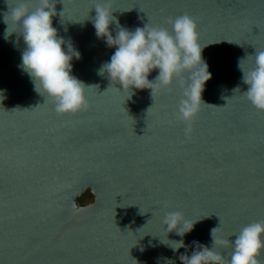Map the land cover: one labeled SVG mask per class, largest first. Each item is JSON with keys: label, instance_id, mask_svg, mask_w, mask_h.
Here are the masks:
<instances>
[{"label": "water", "instance_id": "95a60500", "mask_svg": "<svg viewBox=\"0 0 264 264\" xmlns=\"http://www.w3.org/2000/svg\"><path fill=\"white\" fill-rule=\"evenodd\" d=\"M54 2L53 27L65 50L80 53L72 75L90 86L89 107L57 114L35 90L10 17L5 39L4 16L18 0H0V264H182L196 243L212 248L218 227L228 243L214 251L230 259L234 234L264 221V112L246 99L238 66L249 70L250 55L264 50V0ZM97 4L119 21L113 37L121 26L171 31L170 17L195 20L211 79L190 134L177 119L178 82L131 95L99 74L116 49L96 35ZM88 190L94 201L81 205ZM175 211L195 222L183 237L163 223ZM180 240L185 247L173 250Z\"/></svg>", "mask_w": 264, "mask_h": 264}, {"label": "clouds", "instance_id": "9594fccd", "mask_svg": "<svg viewBox=\"0 0 264 264\" xmlns=\"http://www.w3.org/2000/svg\"><path fill=\"white\" fill-rule=\"evenodd\" d=\"M94 8L96 35L105 38L108 46L116 49L110 61L98 70L99 74L107 73L111 85L119 84L131 95L133 88L150 89L153 97L157 90L171 91L173 83L178 82L182 98L177 106V119L187 125L185 134H190L201 105L206 104L202 100L204 85L211 79L208 65L202 59L205 46L199 43L195 20L188 14L170 17L171 31L150 24L134 31L121 26L113 37L110 25L113 22L119 25L113 11L102 4ZM56 15L54 0H35V3L33 0H18L4 16V23L8 25L5 39L14 33L9 31L10 17L20 29L15 33L22 36L26 45L22 52V69L32 79L35 90L53 100L57 114H75L89 107L85 90L90 86L72 75L73 58L79 59L80 53L70 43L65 50L66 41L58 37L57 29L53 27ZM250 56L254 57L252 68L245 71L243 60L238 65L243 72V83L248 85L244 95L256 110L264 112V50H256ZM153 70H158V75L150 81L148 77ZM163 223L168 233L175 231L183 237L192 231L195 222L175 211L167 212ZM218 228L211 232L212 248L194 242L196 250L190 256L179 257L182 264H264L260 259L264 252V221L250 223L234 234L236 238L231 243L230 259L214 251L215 246L228 243L215 235ZM175 243L173 250L185 247L183 240Z\"/></svg>", "mask_w": 264, "mask_h": 264}, {"label": "trees", "instance_id": "16d2710c", "mask_svg": "<svg viewBox=\"0 0 264 264\" xmlns=\"http://www.w3.org/2000/svg\"><path fill=\"white\" fill-rule=\"evenodd\" d=\"M89 198L92 202H93V200H94V197H93V195L90 193V191L88 190L87 192H85V194H83L82 196H80L79 198H78V201H79V203L81 204V205H87V204H89V203H92L91 201L90 202H86V198Z\"/></svg>", "mask_w": 264, "mask_h": 264}, {"label": "rangeland", "instance_id": "374dc122", "mask_svg": "<svg viewBox=\"0 0 264 264\" xmlns=\"http://www.w3.org/2000/svg\"><path fill=\"white\" fill-rule=\"evenodd\" d=\"M87 192V191H86ZM91 193V192H90ZM85 194V193H84ZM83 195V194H82ZM81 195V196H82ZM90 198V197H89ZM88 197L86 198V202L88 203V202H90L91 200L89 199ZM94 201V200H93ZM92 202V201H91ZM89 204H91V203H89ZM88 205V204H87Z\"/></svg>", "mask_w": 264, "mask_h": 264}]
</instances>
